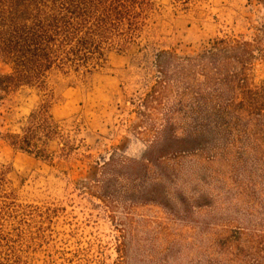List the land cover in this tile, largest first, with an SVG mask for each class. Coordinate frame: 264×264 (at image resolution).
Here are the masks:
<instances>
[{
    "label": "rangeland",
    "instance_id": "1",
    "mask_svg": "<svg viewBox=\"0 0 264 264\" xmlns=\"http://www.w3.org/2000/svg\"><path fill=\"white\" fill-rule=\"evenodd\" d=\"M151 1L126 51L5 101L0 133L47 103L73 150L50 142L45 161L0 138V166L26 207L3 224L2 262L264 264V118L231 108L216 118V103L201 110L191 92L215 38L264 47V0ZM263 81L256 55L248 82Z\"/></svg>",
    "mask_w": 264,
    "mask_h": 264
},
{
    "label": "trees",
    "instance_id": "2",
    "mask_svg": "<svg viewBox=\"0 0 264 264\" xmlns=\"http://www.w3.org/2000/svg\"><path fill=\"white\" fill-rule=\"evenodd\" d=\"M152 9L151 0H0V62L9 68L0 74L2 123L1 109L18 89L45 92L52 72L85 76L102 66L107 52L126 51L136 42ZM262 31L264 39V24ZM253 41L256 44L217 37L198 56L203 82L191 91L197 108L213 102L216 118L225 117L230 108L247 117L264 118V81L259 87L248 82L256 55L264 62V47ZM4 112L10 115V108ZM0 138L12 149L45 161L51 157L50 142L58 141L62 152L73 150L47 103L33 108L15 128H6ZM8 173L7 167L0 166V247L6 239L4 222L24 215L26 208L16 202ZM1 258L5 262L0 259V264H9Z\"/></svg>",
    "mask_w": 264,
    "mask_h": 264
}]
</instances>
